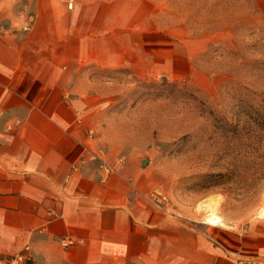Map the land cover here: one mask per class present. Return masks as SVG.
I'll use <instances>...</instances> for the list:
<instances>
[{
	"label": "crops",
	"instance_id": "obj_1",
	"mask_svg": "<svg viewBox=\"0 0 264 264\" xmlns=\"http://www.w3.org/2000/svg\"><path fill=\"white\" fill-rule=\"evenodd\" d=\"M22 9L35 15L28 31ZM152 11L151 0H0V264L25 246L19 264L264 259V220L238 230L153 204L163 174L152 148L114 131L94 67L142 78L192 70L186 43L154 27ZM98 150L114 169L105 182L95 162L73 168ZM61 237L75 243L62 249Z\"/></svg>",
	"mask_w": 264,
	"mask_h": 264
},
{
	"label": "rangeland",
	"instance_id": "obj_2",
	"mask_svg": "<svg viewBox=\"0 0 264 264\" xmlns=\"http://www.w3.org/2000/svg\"><path fill=\"white\" fill-rule=\"evenodd\" d=\"M151 2L153 26L186 43L192 70L142 78L94 67L114 131L127 147L152 148L163 174L153 188L169 211L211 225L200 204L215 197L221 223L254 225L264 220V0Z\"/></svg>",
	"mask_w": 264,
	"mask_h": 264
},
{
	"label": "built area",
	"instance_id": "obj_3",
	"mask_svg": "<svg viewBox=\"0 0 264 264\" xmlns=\"http://www.w3.org/2000/svg\"><path fill=\"white\" fill-rule=\"evenodd\" d=\"M19 13L24 14L25 26L23 27V30L28 31L35 21V15L32 12H25L23 9L20 10ZM89 134H92V132L89 131ZM120 160L122 161V156L120 157ZM86 161L96 163L98 172L97 179L99 182H105L114 170L113 166L103 157L101 150L90 151L88 156H81L79 162L75 163L73 165V168H77L79 165L84 164ZM148 197L157 207L163 206L166 200V196L158 188H152L148 193ZM74 243V240L69 237H61L58 239V244L62 249H67ZM28 251L29 247L25 246L23 251L12 256L8 260L7 264H19L20 262L24 261L27 258ZM237 264H264V259L256 257H239L237 259Z\"/></svg>",
	"mask_w": 264,
	"mask_h": 264
},
{
	"label": "bare ground",
	"instance_id": "obj_4",
	"mask_svg": "<svg viewBox=\"0 0 264 264\" xmlns=\"http://www.w3.org/2000/svg\"><path fill=\"white\" fill-rule=\"evenodd\" d=\"M219 205V201L215 197H207L200 204V211L204 215L203 222L219 224L220 220L215 215V211ZM258 216H264V207L259 210Z\"/></svg>",
	"mask_w": 264,
	"mask_h": 264
}]
</instances>
